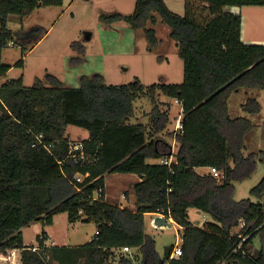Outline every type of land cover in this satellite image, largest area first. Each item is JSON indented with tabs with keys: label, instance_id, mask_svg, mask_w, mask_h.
I'll return each instance as SVG.
<instances>
[{
	"label": "trees",
	"instance_id": "obj_1",
	"mask_svg": "<svg viewBox=\"0 0 264 264\" xmlns=\"http://www.w3.org/2000/svg\"><path fill=\"white\" fill-rule=\"evenodd\" d=\"M61 3L0 0V78L10 68L1 62L2 50L11 44L25 50L28 45L24 33L14 35L8 28L7 17ZM248 5L264 6V0H184L182 15L164 0H135L131 14L100 15L105 23L123 20L142 30L149 50L158 42L153 28L157 17L168 26L183 61V80L153 83L148 93L152 101L156 89L181 101L182 130L173 136L175 152L144 125L127 123L142 91L138 81L107 85L102 74L94 73L80 76L77 88L52 74L45 75L46 85L38 79L27 87L21 77L0 82V254L20 249V264H107L113 251L127 246L141 250L142 264H264L263 247L249 249L256 234L264 241V176L249 191L254 201L233 199L231 183L253 170V156L242 154L253 125L247 118L229 116L227 98L239 88L264 92V43L243 42L241 16L229 10ZM242 109L256 114L260 105L250 97ZM155 114L154 127L160 130V120L167 118ZM68 125L87 130L88 138L81 142L85 159L79 150L70 152ZM170 157L174 160L169 165L147 162ZM197 167H214L221 178L210 171L200 174ZM113 172L141 178L132 185L134 211L104 197L92 198L98 187L104 189V176ZM75 174L83 176L80 182ZM188 208L211 220L201 226L190 222ZM62 212L71 223H94L97 234L81 245L46 246L42 232L36 236L37 248L23 245V227L50 225ZM154 213L182 227L178 258H170L171 245L159 259L153 238L145 233V215ZM241 221L244 225L233 233ZM239 234L247 238L234 251ZM117 263L132 264V258L121 256Z\"/></svg>",
	"mask_w": 264,
	"mask_h": 264
},
{
	"label": "rangeland",
	"instance_id": "obj_2",
	"mask_svg": "<svg viewBox=\"0 0 264 264\" xmlns=\"http://www.w3.org/2000/svg\"><path fill=\"white\" fill-rule=\"evenodd\" d=\"M134 1L62 0L59 6L41 7L24 17L9 15L8 28L12 29V32L25 31L29 39L25 50H22L19 44H11L2 50V63L12 66L8 79L18 78L22 73L23 84L30 87L38 79L44 82L46 74H52L61 79L64 85L73 88L80 86V76H91L94 73H103L104 83L107 85H127L138 81L142 91L133 101V115L127 123L142 124L150 131L152 137L160 138L167 143L172 142L173 133L176 132L174 129L176 119L181 116L180 105L174 98L164 95L157 89L153 94L154 101L148 93L149 86L153 83L180 84L183 80V61L179 57L176 42L168 35V26L157 17L153 28L158 42L155 48L149 50L142 30H133L123 20L108 24L100 19L101 14L111 12L131 14ZM178 1H168L171 3L169 9L182 15L184 0H181L180 12L176 6ZM258 6L260 5L242 8L246 7L254 14L259 11ZM246 8L243 10L246 11ZM258 14H262L258 19L262 24L260 36L264 37V13ZM39 27H42V30ZM248 27H250L248 32L254 31L252 23H249ZM41 31L45 32L44 36H40ZM35 38L39 39L36 44ZM19 61H22L21 70L17 66ZM44 84L46 85L45 82ZM250 97H254L260 105L256 114H250L242 109V105ZM227 111L230 117L247 118L253 125L245 135V147L242 150L243 157L253 156V170L242 179L232 178L231 183L234 187L233 199L250 198L254 201L249 191L264 176V92L259 89L239 88L228 96ZM155 113L167 118L164 122L160 120L163 124L160 130L154 127ZM65 133L70 144H81L87 138V130L74 125H68ZM176 146L177 144L173 150L171 146V152H175ZM170 160H174V157ZM147 162L158 163L159 160ZM116 174L117 172H113L106 175L111 177ZM217 178H221V173ZM132 185L130 189L133 194ZM261 200L264 201V196ZM189 216L192 223L204 219L202 214L193 208L189 209ZM34 223L21 229L27 246L36 245V236H41L42 232L49 236L48 243L53 240L58 245H81L94 236L96 229L92 222L71 223L64 212L54 215L51 225ZM240 227L239 223L231 231L238 233ZM144 228L145 233L154 240V249L159 259L163 258L169 246L179 245L181 231H178L175 225L157 228L145 218ZM263 242L260 234H256L249 249L252 252L257 251ZM113 252L107 264H118L117 258L121 256H132V264H142L141 250L132 248L129 254H124L120 249ZM0 264H20L19 255L16 251L8 250L6 254H0Z\"/></svg>",
	"mask_w": 264,
	"mask_h": 264
},
{
	"label": "crops",
	"instance_id": "obj_3",
	"mask_svg": "<svg viewBox=\"0 0 264 264\" xmlns=\"http://www.w3.org/2000/svg\"><path fill=\"white\" fill-rule=\"evenodd\" d=\"M168 1L170 2V0H168ZM168 1L167 0H164V2L166 3V5L168 6V8H170V4L171 3H169ZM177 4L178 5H176V6H177V9H178V12H180L179 10H180V7H181V5H180L181 4V0H179L177 2ZM47 7H50V6H47ZM258 7H259V11L258 12L259 13H264V7L263 6H258ZM40 8L41 7L37 8V9H40ZM244 8H246V7H243V8H242V6L241 7H237V6H232L231 7V12L232 13L239 14L241 16V39H242V41L245 42V43H251V44H261V43H264V37H261L260 36V33L262 31V26H261L262 24L260 23V21L258 19V17L259 16H262V14H258V12L253 14L252 13L253 11H250L248 8H246V11H244L243 10ZM37 9H35V10H37ZM182 10L184 12V7H183ZM249 23H252L253 24V28H254V31L253 32H248V29L250 28V27H248ZM39 28H41V30H42V27H39ZM19 32H22V34L25 33V31H20V30H18V31L16 30L15 31L16 34H18ZM41 34L42 35H40V36H44L45 32L42 33V31H41ZM24 37H25V42H27L28 41L27 39H29V38L27 37L26 33L24 34ZM34 40H36L35 41V44H36L39 39L38 38H35ZM1 62H2V60H1ZM11 67L12 66L10 65V68L8 69V71L6 72V74L3 77L0 78V82L8 80V78H9L8 77V73L12 69ZM19 68L21 70V66ZM102 76L104 78L103 73H102ZM19 77L22 78V82H23V74L22 73L20 74ZM11 79H16V78H11ZM59 80H61V79H59ZM181 116H182V114H181ZM173 136H174V133H173ZM173 136H172V140L173 141L172 142H169L171 144V146H172V150H173V148L176 145ZM87 138H88V132H87ZM170 158H173V157H170ZM158 163H160V160H159ZM195 170L198 173L203 174V173L209 172V167H197V168H195ZM140 180H141V178L139 177V175L134 174V173H117L116 175L111 176V177H107V175H106V176H104V198L108 202L117 204L120 207H126L127 206L126 208L129 207L128 208L129 210L134 211L136 209L135 197H134V194H132V192H131L130 186H131V184H134L136 182H139ZM189 209L190 208H188L187 212H188L189 221H191L190 220V216H189ZM195 210L198 213H201L202 216H203V218H204L203 221H197V224L199 226H201L205 221L211 220L208 214L203 213V212H201V211H199L197 209H195ZM145 217L149 219V223L150 224H152L153 226H156L157 228L164 227V226H172V225H175V227L177 228L178 231H181V229H182V227L179 226V225H177L175 223V221L171 217L168 218V217H165V216H163L162 214H159V213L147 214V215H145ZM157 217H160L161 219H164L165 220V224H160L159 226L156 225L155 221H156V218ZM159 223H161V222L159 221ZM32 224H35V223H31L30 225H32ZM30 225H28V226H30ZM95 231H96V229H95ZM94 235H95V233H94ZM91 239H92V237H91ZM48 240H49V236L45 233L44 244L46 246L58 245L53 240H51L50 243H48ZM179 240H180L179 241V244H180L181 243V233H180V239ZM23 245L24 246H27L28 245V244H25L24 238H23ZM61 245H66V244H61ZM28 247H32L33 249H35V248H37V244L34 245V246H28ZM131 249L132 248H130V250ZM134 249L140 250L138 248H134ZM130 250L127 251V252H123V253L124 254H129L130 253ZM9 251L10 252L16 251L17 252V255H19V258L21 257V251H20V249H12V250H9ZM16 257L17 256L15 254V258ZM130 257L132 258V256H130Z\"/></svg>",
	"mask_w": 264,
	"mask_h": 264
},
{
	"label": "built area",
	"instance_id": "obj_4",
	"mask_svg": "<svg viewBox=\"0 0 264 264\" xmlns=\"http://www.w3.org/2000/svg\"><path fill=\"white\" fill-rule=\"evenodd\" d=\"M11 44V43H10ZM175 102L177 104L180 105V112L182 114V106H181V101L175 99ZM175 130L176 131H180L182 130V124H181V116H178V119L176 120L175 122ZM75 150H79V153L78 155L81 157V159H85L86 158V155L85 153L82 151V145L79 144V145H76V144H70V152H74ZM171 162V160L169 158H163V159H160V163L161 164H166V165H169ZM209 171L214 175V176H219L220 175V172L215 169L214 167H210L209 168ZM87 175V174H85ZM74 178L76 181H81V179L83 178L82 175H79V174H75L74 175ZM104 197V189L102 187H98L94 192H93V199H101ZM160 214V213H159ZM164 216V215H163ZM241 227L244 225L243 222L240 223ZM97 234V231H95V235ZM239 238H240V242L237 244L236 248L234 249V251H236L237 249H240V246L242 244V242L247 238L246 235H243V234H239ZM130 248L127 247V246H123L121 248V251L123 252H127L129 251ZM181 255V248H180V244L178 245H175L172 252H171V255H170V258H178L179 256Z\"/></svg>",
	"mask_w": 264,
	"mask_h": 264
},
{
	"label": "water",
	"instance_id": "obj_5",
	"mask_svg": "<svg viewBox=\"0 0 264 264\" xmlns=\"http://www.w3.org/2000/svg\"><path fill=\"white\" fill-rule=\"evenodd\" d=\"M13 34L15 35L16 33L13 32ZM159 221H160L161 223H159ZM155 223H156V225L159 226L160 224H165V220H164V219H161L160 217H157ZM262 247H263V250H264V242H263V244H262Z\"/></svg>",
	"mask_w": 264,
	"mask_h": 264
}]
</instances>
